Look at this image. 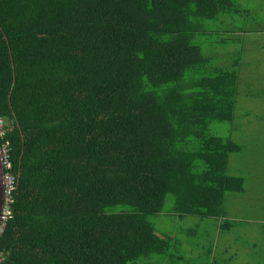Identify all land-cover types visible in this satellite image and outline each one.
<instances>
[{
    "label": "trees",
    "instance_id": "obj_1",
    "mask_svg": "<svg viewBox=\"0 0 264 264\" xmlns=\"http://www.w3.org/2000/svg\"><path fill=\"white\" fill-rule=\"evenodd\" d=\"M247 11V10H246ZM235 0H0V119L13 177L0 264H170L164 212L220 219L242 148L239 60L213 65L208 23ZM248 14V12H246ZM215 262V260H213Z\"/></svg>",
    "mask_w": 264,
    "mask_h": 264
},
{
    "label": "rangeland",
    "instance_id": "obj_2",
    "mask_svg": "<svg viewBox=\"0 0 264 264\" xmlns=\"http://www.w3.org/2000/svg\"><path fill=\"white\" fill-rule=\"evenodd\" d=\"M235 1L243 12L208 23L211 32L199 39L213 65L228 68L239 60L234 121L209 126L242 148L230 155L228 169L243 179V191H226L222 199L227 219L236 225L223 231L213 217L180 219L168 212L167 199L164 212L150 221L171 239L170 264H264V0Z\"/></svg>",
    "mask_w": 264,
    "mask_h": 264
},
{
    "label": "built area",
    "instance_id": "obj_3",
    "mask_svg": "<svg viewBox=\"0 0 264 264\" xmlns=\"http://www.w3.org/2000/svg\"><path fill=\"white\" fill-rule=\"evenodd\" d=\"M5 133L4 130V123L3 121L0 119V137H3ZM8 148H7V143L2 144V160H3V165L5 170H7L10 167V163L8 160ZM12 186H13V177L10 175L9 172L5 173V199H4V205H3V209H2V217H1V221H2V225H1V231L3 228V223L6 220V218L9 216L10 213V204H11V196H10V192L12 190ZM0 231V233H1Z\"/></svg>",
    "mask_w": 264,
    "mask_h": 264
},
{
    "label": "water",
    "instance_id": "obj_4",
    "mask_svg": "<svg viewBox=\"0 0 264 264\" xmlns=\"http://www.w3.org/2000/svg\"><path fill=\"white\" fill-rule=\"evenodd\" d=\"M4 199H5V168L2 160V146L0 140V231L2 225L1 217H2Z\"/></svg>",
    "mask_w": 264,
    "mask_h": 264
},
{
    "label": "clouds",
    "instance_id": "obj_5",
    "mask_svg": "<svg viewBox=\"0 0 264 264\" xmlns=\"http://www.w3.org/2000/svg\"><path fill=\"white\" fill-rule=\"evenodd\" d=\"M1 138H2V137H0V140H1ZM1 146H2V144H1ZM5 173H6V170H5Z\"/></svg>",
    "mask_w": 264,
    "mask_h": 264
},
{
    "label": "crops",
    "instance_id": "obj_6",
    "mask_svg": "<svg viewBox=\"0 0 264 264\" xmlns=\"http://www.w3.org/2000/svg\"><path fill=\"white\" fill-rule=\"evenodd\" d=\"M220 225V224H219ZM220 227V226H219Z\"/></svg>",
    "mask_w": 264,
    "mask_h": 264
}]
</instances>
